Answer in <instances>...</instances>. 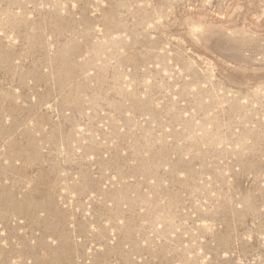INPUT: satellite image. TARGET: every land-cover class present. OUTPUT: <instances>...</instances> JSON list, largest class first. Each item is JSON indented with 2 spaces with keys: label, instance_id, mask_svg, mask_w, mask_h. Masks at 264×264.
I'll return each instance as SVG.
<instances>
[{
  "label": "rangeland",
  "instance_id": "rangeland-1",
  "mask_svg": "<svg viewBox=\"0 0 264 264\" xmlns=\"http://www.w3.org/2000/svg\"><path fill=\"white\" fill-rule=\"evenodd\" d=\"M0 264H264V0H0Z\"/></svg>",
  "mask_w": 264,
  "mask_h": 264
}]
</instances>
